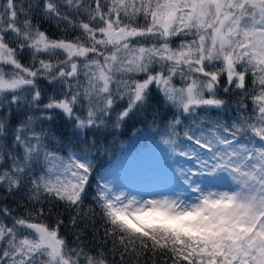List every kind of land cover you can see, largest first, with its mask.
<instances>
[{
	"label": "snow or ice",
	"instance_id": "6c2138e0",
	"mask_svg": "<svg viewBox=\"0 0 264 264\" xmlns=\"http://www.w3.org/2000/svg\"><path fill=\"white\" fill-rule=\"evenodd\" d=\"M34 18L78 34L53 39ZM40 80L56 89L47 102ZM153 88L171 112L153 140L163 173L137 194L113 168L97 181L101 130L151 108ZM221 91L238 97L230 122L200 115L228 108ZM61 115L77 139L88 130L87 151L48 150L43 125ZM0 188L26 201L0 207V264H264V0H4ZM61 205L71 245L63 220L44 222Z\"/></svg>",
	"mask_w": 264,
	"mask_h": 264
},
{
	"label": "trees",
	"instance_id": "16d2710c",
	"mask_svg": "<svg viewBox=\"0 0 264 264\" xmlns=\"http://www.w3.org/2000/svg\"><path fill=\"white\" fill-rule=\"evenodd\" d=\"M4 0H0V3H3ZM29 0H18V3L27 6ZM35 3V0H32ZM22 20L23 17L21 16ZM34 23L38 24L41 30L45 31L53 39H73L78 33H73L70 30L65 33L62 28H57L54 22H49L46 19L34 18ZM179 43V38H175L173 46ZM46 58V57H42ZM25 64L31 63L30 57H25L22 61ZM54 62V61H53ZM138 78H142L139 76ZM174 83L179 87L180 82L179 78H175ZM40 87L44 92L43 99L47 102V98L56 95V89L48 84L46 80L39 81ZM154 98L152 101V107L146 111H141L135 115L131 120L128 121L127 125H122L119 129H114L110 125L101 130V135L99 137L100 141V151L97 153L93 149L90 153V158H93L94 167H98V171L94 172L96 180L99 181L100 175L105 174L110 168H113V172L117 175L118 169L123 164L131 162L135 159L143 160L144 157L154 154L155 149L161 151L162 148L154 145L155 142L160 143L162 140L161 133L164 129V122L171 119V112L165 111L169 106L164 104H157V100H162V97L156 90L153 88ZM222 96L228 102V108L224 109H210L207 113H200L203 117L205 115L211 116L213 119H220L222 121L230 122L236 115V108L238 97L232 95L229 97L227 94L220 92ZM125 102H119L118 107ZM249 109L251 108V101H248ZM157 109L159 110V115H157ZM86 115V112L83 113ZM156 115V120H153V116ZM15 125V121H10ZM39 122H37V130H39ZM45 132L47 133L49 129L51 130V143L49 144V151H53L56 155L64 157L70 152H75L79 150H88V146L79 143L85 139V132H82L77 139L72 135L73 132L79 131L72 126L70 120L62 115L55 119V122H49L43 125ZM96 136L88 135L87 139L89 144L96 139ZM47 142V141H46ZM78 145V147H77ZM107 149V150H105ZM35 171V170H34ZM36 174H39L37 172ZM93 189L96 188V184L92 185ZM25 198L22 193H17L15 196L7 195L2 188H0V207L7 206L13 210L14 213L20 214L25 211ZM17 204L20 207H17ZM92 204L91 195L85 201V209ZM47 205L46 207H50ZM57 219L64 221V224L61 225V235L65 236L68 243L71 245L76 240V235L78 228H74L71 224V215L64 207L58 206L52 209L50 215L46 216L45 223L50 226L54 225ZM97 221L99 222V216H97ZM82 227V225H80ZM92 229H87L85 235L82 237L85 244L89 247H92L93 242L91 241Z\"/></svg>",
	"mask_w": 264,
	"mask_h": 264
},
{
	"label": "rangeland",
	"instance_id": "374dc122",
	"mask_svg": "<svg viewBox=\"0 0 264 264\" xmlns=\"http://www.w3.org/2000/svg\"><path fill=\"white\" fill-rule=\"evenodd\" d=\"M155 153L144 157V159H135L120 166L117 172V179L122 183L129 184V188L118 189L130 191V194H137V189L142 190V184L150 177L162 174L166 166V158L163 149H155ZM154 194L143 191V197L153 198ZM159 198V197H155Z\"/></svg>",
	"mask_w": 264,
	"mask_h": 264
}]
</instances>
